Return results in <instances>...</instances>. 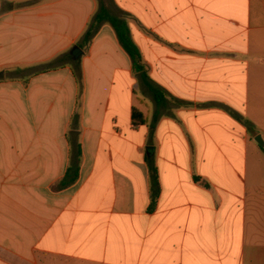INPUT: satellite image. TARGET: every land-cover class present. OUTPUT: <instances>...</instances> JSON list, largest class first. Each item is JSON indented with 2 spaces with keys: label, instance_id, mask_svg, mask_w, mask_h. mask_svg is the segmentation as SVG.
Wrapping results in <instances>:
<instances>
[{
  "label": "crops",
  "instance_id": "1",
  "mask_svg": "<svg viewBox=\"0 0 264 264\" xmlns=\"http://www.w3.org/2000/svg\"><path fill=\"white\" fill-rule=\"evenodd\" d=\"M110 2L149 81L103 0H0V264H264V0Z\"/></svg>",
  "mask_w": 264,
  "mask_h": 264
},
{
  "label": "trees",
  "instance_id": "2",
  "mask_svg": "<svg viewBox=\"0 0 264 264\" xmlns=\"http://www.w3.org/2000/svg\"><path fill=\"white\" fill-rule=\"evenodd\" d=\"M105 24H109L114 29L118 41L120 42L121 46L126 51V53L130 56L136 72L141 76V78L144 81H149V74L144 65L142 53L132 38L127 17L124 15L122 16L115 15L111 11V9L104 3H101L99 11L96 13V15L92 18L91 22L89 23L88 29L83 36V40L80 47L84 48L87 44H90L93 38L100 31L101 27ZM72 61L73 59L70 54L59 56L52 62L44 65L41 71H36L33 74H38L41 72L58 69L60 67H63L71 63ZM76 64L80 66V62H76ZM78 77L80 78L81 76L78 75ZM151 91L155 94L158 103L161 102L162 98L164 99L163 94L159 89L152 87ZM239 119L243 124H245L248 127L250 133H254L256 131V127L252 122L245 121L241 117ZM262 150H264L263 147ZM81 158H82V152L80 147L78 146L74 152L72 165L68 170V174L66 178L60 183V187L62 188L69 187L70 185L74 184L77 181L80 171ZM151 171L153 173L156 172V168L154 165L151 166Z\"/></svg>",
  "mask_w": 264,
  "mask_h": 264
},
{
  "label": "water",
  "instance_id": "3",
  "mask_svg": "<svg viewBox=\"0 0 264 264\" xmlns=\"http://www.w3.org/2000/svg\"><path fill=\"white\" fill-rule=\"evenodd\" d=\"M82 51L79 49V48H75L74 50H73V55L76 57V58H78V57H80L81 55H82ZM73 138H75V135H73ZM256 142H257V144H259L260 146H262L263 148H264V141H262V138L260 139V137L259 138H257L256 139Z\"/></svg>",
  "mask_w": 264,
  "mask_h": 264
},
{
  "label": "rangeland",
  "instance_id": "4",
  "mask_svg": "<svg viewBox=\"0 0 264 264\" xmlns=\"http://www.w3.org/2000/svg\"><path fill=\"white\" fill-rule=\"evenodd\" d=\"M104 3L111 9V11L115 14V15H118V16H121L120 12L118 11V9H115L110 0H103ZM255 134H258L257 132ZM257 136V135H256Z\"/></svg>",
  "mask_w": 264,
  "mask_h": 264
}]
</instances>
